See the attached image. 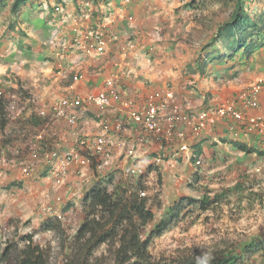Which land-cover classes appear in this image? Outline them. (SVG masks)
I'll return each mask as SVG.
<instances>
[{"label": "rangeland", "instance_id": "obj_1", "mask_svg": "<svg viewBox=\"0 0 264 264\" xmlns=\"http://www.w3.org/2000/svg\"><path fill=\"white\" fill-rule=\"evenodd\" d=\"M38 1L40 0H30L25 7L23 6L24 8H21V15H12L10 8L13 0H8L7 7L0 11V29L9 33H12L13 29L18 33L16 40L19 41L28 38L30 26L26 23L37 29L38 25H35L34 21L40 16L45 17L49 12L50 7L44 4V1L41 3ZM50 1L52 0H46V2ZM54 1L70 5L67 1ZM164 1L169 4L166 7L171 10L169 14L175 12L174 15L177 17L174 19V24L168 26L165 31L171 35L168 44L170 46L172 44L173 49H176L177 43L187 44L191 52L189 61L192 59L193 62L195 59L196 62L201 48L214 33L215 25L229 17L232 7L225 5L221 0ZM246 6L252 14L264 12V0H246ZM178 10H183L181 15L176 14ZM98 15L95 14L94 18ZM13 24L14 26H10ZM82 28H87V25L83 24ZM54 31L51 34L52 42H55ZM4 35L8 34L4 33ZM177 55H179L177 59L182 61L181 53ZM188 65L189 69L185 70L186 74L182 75V78L193 74L190 71L192 65ZM225 66L216 68L214 66L215 70L201 79L206 84L216 81L219 77L218 72L225 74L224 70L229 64ZM215 73L216 77L212 75ZM186 79L182 82V88L185 92H191L194 84L190 85ZM7 80H11V83L3 84L0 92H5L8 101L7 130L10 133L7 134L6 139L4 136L1 138V143L6 148L0 153V161H10L15 158L14 147L9 143L11 134L19 130L14 128L16 114L22 112L26 106L35 113L37 107L32 101V95L22 88L18 80H14V76H9ZM220 80L226 79L222 75ZM184 95L182 94V102ZM189 96L192 102H196V98L201 99V96L196 97L193 93ZM176 104L180 105L181 102ZM32 132L33 130L30 131ZM89 137L96 138L98 135H89ZM125 145L126 143H123L120 151L115 153L116 158L113 152L111 153V148L107 157L106 154L100 157L92 155L98 159L96 165L75 169L72 165L63 175L61 174L60 180L47 174L45 181H40V178L45 175L48 167L40 170L39 167L42 165L43 154H47L50 150H41L36 157L30 159L29 164L27 160L20 161L26 155H31L32 150L25 145L21 149L22 156L19 153L17 156L18 163H22H17L14 167L20 169L23 174L27 169L32 179L26 181V185L14 181L7 185L4 183L3 187H0L1 194H7L10 200L0 206V246L1 249L7 245L11 246L9 260L2 264H17L21 256L32 260L33 255L39 250L44 252L43 258L47 260V264H62L67 257L66 254H69L68 248L72 239L83 223L85 217L82 211L83 195L89 190L92 179H97L100 174L103 177L99 178H103L104 182L111 177L114 186L128 187L142 177V175L133 177L130 174V171L136 168L144 172L141 180L147 187L145 196L149 198L148 207L154 215L153 220L141 232L142 240L152 236L149 247L152 261L159 264H181L189 258L201 261L214 254L217 256L232 254L241 256V264H264V164L252 162L249 157L242 159V155L230 150L228 145L217 146L223 150L213 151L215 153L212 157L216 159L205 161L204 156L201 157L199 168L188 159L191 151L187 156L182 152L171 155L168 150L164 152L165 147L160 145L154 146V149L133 145L132 151L128 152ZM205 150L210 153V146H206ZM137 157L140 159L136 160L135 164L132 161ZM153 157L155 160L152 159ZM10 164L14 163L10 162ZM69 172L72 175H69ZM73 175L77 178L74 180L77 185L67 184L69 176ZM86 178H89V182L80 185V182ZM111 186L110 190L113 187ZM204 198L208 205L202 210L200 206ZM191 201H195L194 204H190ZM54 220L61 222L66 237L60 239L58 235L43 230L48 222ZM163 220L169 222V225L157 237L154 227L160 225ZM29 235L32 236L31 241L21 239ZM253 246L254 248L262 246V249L251 256L244 247L250 249ZM109 248L102 247L97 253L101 256L102 264L110 262L112 251Z\"/></svg>", "mask_w": 264, "mask_h": 264}, {"label": "crops", "instance_id": "obj_2", "mask_svg": "<svg viewBox=\"0 0 264 264\" xmlns=\"http://www.w3.org/2000/svg\"><path fill=\"white\" fill-rule=\"evenodd\" d=\"M43 1L50 7L49 12L45 17L40 16L34 21V24L38 25L37 29L26 23L30 26L28 38L19 41L16 40L18 33L13 29L12 33L0 29V88H3V84L11 83V80L7 79L14 76V80H18L22 88L29 91L37 106L35 113L26 106L22 112L16 114L14 128L20 131L11 134L9 143L14 147L15 158L0 161V187H3L4 183L7 185L14 181L26 185V181L32 179L31 174L25 176L20 169L14 167L19 161L17 156H22L21 149L25 145L29 146L30 150L35 146L41 150H50L43 154L41 159L39 170L48 168L46 173L43 172L45 175L43 174L40 181L47 180L52 154L55 151L69 152L81 136L99 137L105 133L114 144L111 151L113 156L115 155L114 158L123 143H126L128 152L132 151L133 145H141L146 149H154L156 145L158 147L152 138L146 146L138 141L137 128L127 114L144 106L151 100V96L162 95L168 84H171L175 93L172 104L182 102V82L188 78L187 82L194 84L191 94L201 96V99L196 98L197 101L193 102L196 112L207 105L229 101L241 89L254 84L258 79L264 80V47L248 59L236 57L234 63H228L229 66H234L233 69H225V74L218 72L219 77L214 82L206 84L201 79L215 70L211 66H208L202 75L194 74L182 78L188 64L195 69V59L193 62L192 59L189 61L191 52L187 44L177 43L176 49H173L172 44H168L171 35L165 31L168 26L174 24L177 17L175 12L169 14L171 10L166 9L169 4L164 0H62L70 2V5L54 0L38 2ZM83 8L91 14L87 23L79 16ZM182 12L183 10H178L176 14L181 15ZM95 14H99L98 17L94 18ZM83 24H99L105 32L108 43L103 55L94 51L69 49L74 40L80 37ZM53 31L56 44L51 41ZM179 53L182 61L177 59ZM174 68L176 70L173 71ZM212 75L216 77V73ZM222 75L225 81L220 80ZM11 88L16 89L14 86ZM102 91L109 95L116 94L120 100H113V107L104 110L93 106L78 108L76 124L73 126L57 119L49 110H45L43 115L40 114L43 107L48 109V106L51 107L63 98L85 99ZM247 117L259 120L255 124L245 121H216L210 131L191 139V152L194 155L199 152V158L204 156V160L208 161L216 159L212 157L215 153L213 151L223 150L217 146L228 145L230 150L241 154L242 159L249 157L252 162L264 164V84L256 95V107L247 111ZM38 122H41L38 126L33 124ZM118 122L122 123L124 132L115 131ZM31 130L34 132L30 133ZM9 133L6 129L4 139ZM236 144L244 145L251 151L244 153ZM206 146H210V153L205 150ZM173 147L166 146L164 152L168 150L171 155L178 153V148ZM30 154L20 161L27 160L31 163L32 151ZM139 157L132 162L136 164L135 161L140 159ZM152 159L155 160V157ZM10 162L14 164L11 165ZM20 163L22 162L18 164ZM78 167L73 164V169ZM99 177L103 176L98 174L97 179H92L89 187L101 179ZM75 178L74 175L69 176L67 184L77 185L74 183ZM84 182H89V178L80 182V185ZM9 201L8 195L1 194L0 190V206Z\"/></svg>", "mask_w": 264, "mask_h": 264}, {"label": "trees", "instance_id": "obj_3", "mask_svg": "<svg viewBox=\"0 0 264 264\" xmlns=\"http://www.w3.org/2000/svg\"><path fill=\"white\" fill-rule=\"evenodd\" d=\"M8 0H0V11L7 7ZM29 0H13L10 8L12 15H21V8ZM194 1V0H192ZM225 5L231 6L229 17L215 25L214 33L208 42L201 48L196 67L191 68L192 73L203 74L208 66L217 67L221 63L234 62L236 57L250 58L257 50L264 47V12L252 14L246 6V0H221ZM10 26H14L10 25ZM9 109L5 92H0V139L9 125ZM33 119V118H32ZM41 122L33 123L38 126ZM34 132V131H33ZM32 132V133H33ZM0 140V153L6 146ZM244 153L251 150L244 145L236 144ZM197 152L195 161L199 158ZM98 159H92L91 164L96 165ZM143 176L131 186L113 185V178L98 179L83 195L84 220L80 225L72 243L69 245V254L62 264H102L97 253L102 247L112 251V257L107 264H159L152 261L149 254L151 237L142 240V230L153 220L154 215L148 207L149 198L141 196L147 187L141 180ZM112 185V189L109 187ZM191 201L190 204H194ZM207 200H202L200 209H204ZM206 210L208 207L206 206ZM169 222L163 220L155 226V235L158 237L168 227ZM44 231L58 235L60 239L66 237L59 220L48 222ZM23 241H31L32 236H25ZM250 249L256 255L262 246ZM11 246L1 249L0 264L9 260ZM44 252L37 251L32 260L23 256L17 264H47L43 258ZM239 255L214 254L205 260H184L181 264H241Z\"/></svg>", "mask_w": 264, "mask_h": 264}, {"label": "built area", "instance_id": "obj_4", "mask_svg": "<svg viewBox=\"0 0 264 264\" xmlns=\"http://www.w3.org/2000/svg\"><path fill=\"white\" fill-rule=\"evenodd\" d=\"M83 17L85 19L88 18L86 14ZM104 33L100 25L96 24L95 26L87 27L85 30H81L80 37L74 40L69 49L94 51L98 55H103L108 43V38ZM54 44H56V37ZM261 83L262 80H259L256 84L240 92L232 101L217 104L201 111L196 119L191 116L189 101H186L182 109L175 106L171 108L173 95L169 90L165 92L163 97L159 95L151 96V100H148L144 106L139 107L137 110L129 111L127 115L133 125L136 126L137 139L142 145H149L150 138H152L161 147L177 146L180 152L186 153L188 151V142L194 136L210 129L215 121H242L244 112L256 107L255 98ZM113 100L119 101L120 98L116 94L109 95L104 91L90 95L85 99L66 97L48 109L43 107L40 110V114L43 115L45 110H49L57 119L73 126L76 124V110L78 108L93 106L104 110L113 107ZM253 121V119H250L251 123ZM122 129V123L118 122L115 131L121 132ZM113 146L111 139L105 133L96 138L81 136L77 138L75 146L69 152L58 153L55 151L52 154V165L49 174L54 179L60 180L61 174L63 175L73 164L88 168L92 158H95L92 155L100 157L106 154L107 157ZM38 150V147H33V158L37 156ZM196 165H199V162H196ZM130 174L133 177L143 176L144 172L140 168H136L131 170ZM24 175L29 176L30 172L26 169ZM49 178L51 177L49 176Z\"/></svg>", "mask_w": 264, "mask_h": 264}, {"label": "clouds", "instance_id": "obj_5", "mask_svg": "<svg viewBox=\"0 0 264 264\" xmlns=\"http://www.w3.org/2000/svg\"><path fill=\"white\" fill-rule=\"evenodd\" d=\"M28 3V2H27ZM27 3H26V5H27ZM25 5V6H26ZM24 6V7H25ZM23 7V8H24ZM22 14V13H21ZM84 14H86L87 16H88V18L87 19H85L84 17H83V15ZM79 16H80V18H81V20H83V21H87V20H89L90 18H91V14L87 11V9H85V8H83V9H81V14L79 13ZM90 16V17H89ZM87 23V22H86ZM96 24H94V25H91V24H87V27H90V26H95ZM97 25H99V24H97ZM86 29V28H85ZM84 28H81V30H85ZM80 30V31H81ZM231 62V61H230ZM233 62V61H232ZM195 64H196V62H194ZM227 63H229V62H226V63H221V64H219L217 67H219L220 65L221 66H225V65H227ZM234 63V62H233ZM195 67H196V65H195ZM233 67L234 66H229L228 68H226V70L228 69V70H231V69H233ZM192 68V67H191ZM212 68V67H211ZM214 68V67H213ZM216 68V67H215ZM189 69V66H188V68H187V70ZM185 72V74H186V71H184ZM205 72V71H204ZM184 74V75H185ZM194 74H198V75H202V74H199V73H193L192 75H194ZM191 76V75H190ZM190 76H187V77H190ZM188 79V78H187ZM259 80H262V83H261V85H260V89H261V87H262V85L264 84V80L263 79H258L254 84H256ZM191 84H193V83H190V85ZM254 84H252V85H254ZM252 85H250V86H252ZM250 86H248V87H246V88H244V89H241L239 92H237V94L234 96V98H232L231 100H229V101H232L233 99H235L237 96H238V94L240 93V92H242L243 90H245V89H247V88H249ZM260 89H259V91H260ZM167 90H169V91H171L172 92V95H173V98L171 99V108H173L174 106L175 107H177V108H181L182 109V107H184L185 106V103H186V101H189L190 102V109H191V116L192 117H194V119H196L197 118V115L201 112V111H203V110H206L207 108H210V107H212V106H214V105H217V104H222V103H217V104H213V105H207L206 107H204V108H202V110H199V111H196V112H194V107H193V102L191 101V99H190V94H191V92H185L184 90V88H183V93L185 94L184 96H183V102H181V104L179 105V104H176V103H174V104H172L173 103V101H174V99H175V93H174V91L172 90V86H171V84H168L166 87H165V90L163 91V93H162V95H160V97H163V95L165 94V92L167 91ZM257 95V94H256ZM155 97V96H154ZM229 101H225V102H229ZM255 101H256V98H255ZM225 102H223V103H225ZM251 109H253V108H251ZM249 110V109H248ZM248 110H246L245 112H244V118H243V120L242 121H238V122H233V123H241V122H246V123H249V124H255L256 122H257V120H259L258 118H249V117H247V111ZM250 119H253L254 121H253V123H251L250 122ZM219 121V120H218ZM220 121H224V120H220ZM216 122V121H215ZM225 122H232V121H225ZM215 124V123H214ZM213 124V125H214ZM212 125V126H213ZM212 128V127H211ZM211 128L210 129H207L206 131H210L211 130ZM203 132H205V131H203ZM202 132V133H203ZM201 133V134H202ZM201 134H199V135H201ZM198 135V136H199ZM193 139V138H192ZM1 140V139H0ZM191 141V140H190ZM190 141L188 142V151L185 153V152H182L183 153V155L184 156H187L188 155V153H190V151H191V147L189 146V144H190ZM156 142V141H155ZM157 143V142H156ZM158 144V143H157ZM175 147H177V146H175ZM40 150H41V148L39 147V150H38V153L40 152ZM56 152H58V151H56ZM58 153H62V152H58ZM178 153H181L179 150H178ZM193 152H191L190 153V156H188V159H190V162L195 166V167H200V165H201V161H202V159L201 158H197L195 161H193L192 160V158H195V155L194 154H192ZM32 159V158H31ZM196 162H199V165H196ZM29 164H30V162H29ZM52 165V164H51ZM51 167V166H50ZM30 168V167H29ZM50 169V168H49ZM49 171V170H48ZM194 172H196V171H194ZM135 183V182H134ZM141 196H145V193H142L141 194Z\"/></svg>", "mask_w": 264, "mask_h": 264}]
</instances>
